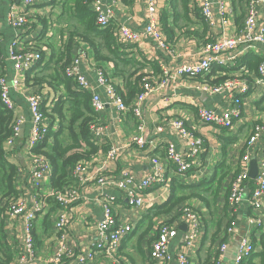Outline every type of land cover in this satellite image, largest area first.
I'll use <instances>...</instances> for the list:
<instances>
[{"label": "crops", "instance_id": "crops-1", "mask_svg": "<svg viewBox=\"0 0 264 264\" xmlns=\"http://www.w3.org/2000/svg\"><path fill=\"white\" fill-rule=\"evenodd\" d=\"M99 1V8L102 11L114 6L115 22L113 23L115 25L124 24L133 30H139L146 23L145 0ZM199 1L161 0L159 2L161 29L167 43L174 49L175 55L171 56L160 52L152 42L143 41L122 51L125 53L123 54L125 59L128 58L130 62H133L130 59H136L137 61L134 62L139 64L137 66L133 62L131 65L126 66V72L131 73L134 71V68H140L139 73H151L152 76H155L153 72L156 70L154 68L150 69L151 65H155L160 71L161 64L172 68L197 56L202 45L207 40L206 35L208 31L200 13ZM9 3V0H0V75H5L7 79H10L14 74L13 63L8 59L9 45L15 35V30L10 27L6 18ZM228 3L231 4L234 10V15L231 17V24L228 29L235 31L242 24L246 4L244 0H228ZM67 4L68 0H36L31 9L30 23L20 34L21 38L18 43V48L20 49L22 47L27 48L28 45L30 46L38 38L43 40L42 52L45 55L42 65L44 66L41 65L38 68L40 71L51 58L52 53L49 46L56 43L62 29L66 27L62 26L63 23L61 22L65 19V16H62V14ZM92 9L95 13V1L92 4ZM42 20L47 21V25L44 37L41 38L43 26L38 21ZM258 24L264 27V8L258 11ZM220 31V28L213 31V37L217 38ZM54 49H57V47L55 46ZM101 50L107 51L104 47ZM234 53H239L237 65L228 76H242L249 80L252 88L242 99V118L238 123L234 124L231 130L197 125V123L193 122L196 109L192 105L193 102L191 100H195L199 106L211 108L216 112L224 110L227 104L225 102L223 104L219 95L197 93L192 90V82L194 80L184 79L177 86L154 93L141 105L140 112L148 127V131L146 132L148 143L143 148L136 147L135 145L128 146L137 125L136 119L130 111L119 116L114 110L104 111L99 114L97 117L105 127V134L98 139L97 143L92 140L94 145L97 146V151L91 156V160L88 163L91 164L93 169L103 166L102 175H114L119 178L123 172H127L137 178H141L151 172L153 166L150 160L155 156L159 159L161 168L169 178L170 189L174 185H185L197 186L200 190H205L208 188L207 182L214 175L215 166L224 161L225 167L218 174L221 177V183L215 203L213 204L214 206L211 207L210 204V207H208L204 202L196 198L187 201L188 207L197 212L204 222H201L203 234L199 247L195 250H189L187 254L191 264H202L207 261H212L213 263L218 259H220L221 264H233L237 252V238L243 235H246L247 246L250 249V255L245 263L264 264V255H262L263 243L261 240V236L264 235V203L257 214L262 223L260 228H255L251 231L247 230L245 222L251 214H249L250 211L246 202H243L235 213V235L227 233L226 229L224 234L222 232L221 235L217 236L218 241L211 244V240L215 239L214 234H218L219 224L221 223L224 226L225 223L223 216L227 212V193L236 164H238L241 156L245 154V140L250 133L253 123H264V81L258 78L255 69L250 68L246 64L251 58L263 61L264 46L255 44L238 49ZM81 55L86 56L87 62H92L96 59V52L87 44H79L74 47L73 59ZM88 64L81 63V68L86 79L95 88V76ZM103 67L107 73L115 74V68L111 63H107ZM117 81L119 90L123 92V95L126 94L127 85L124 80L118 77ZM22 92L23 95H14V101L19 115H22L26 120V125L23 127L22 134L18 138L19 140L15 141L13 149L8 153L6 158L17 169L15 180V190L18 193L17 198H22L30 204L33 196L40 195L46 203V209L36 218L33 228L37 257L34 262L26 264H51L58 249L55 229L52 226V221L58 208L53 209L54 204H56L53 200L50 199L48 201L45 199L46 194L51 190L50 180H41L37 183L30 182L29 180V162L25 154V147L30 116L25 98L34 94H41L43 99L42 107L44 108L47 104L54 103L55 105L59 94L67 96V92L62 89V86L52 89L49 85H44L43 89L37 91L34 87L25 85L24 83L22 84ZM134 100L129 103L133 104ZM60 106H62L64 113L68 107V103L63 102ZM50 116H53L51 111L48 116L46 115V122L49 126H52L50 132L54 134L60 129V118L56 116L53 119ZM174 118L182 119L188 128H195L205 140V149L198 158V166L185 176L174 172V169L167 164L162 150V147L169 142L180 148L181 141L171 130L165 129L162 133L156 131V128L159 126H164V121ZM223 144L224 151H222ZM112 147L121 149L118 150L115 160L107 161L105 154ZM248 155L250 161L252 159L256 160L259 167L264 156V139L259 140L252 150L248 152ZM248 186V190L250 191L253 188V182H249ZM112 193L118 196L112 190H99L94 184L89 183L83 189L84 200L67 207L70 215L69 232L66 240L68 249L74 253H83L90 249L91 244L96 240L95 224L102 220L100 197L101 195L110 196ZM183 195L184 193L181 191L177 197ZM147 196L149 198L156 197V193L149 191L147 192ZM118 197L112 205L113 215L118 223H129L133 228V232L121 245L118 253V262L120 264H154L150 258L152 236L157 223L163 221L175 226L178 231L176 239L170 244L168 249L171 255L169 264H176V253L179 250L178 247L186 228L180 216L181 208L184 207L183 204H176L167 213H164L153 209L163 205L158 201H154V207L137 210L128 208L124 200ZM221 238L222 240L220 241ZM22 244L23 238L20 223L16 224L14 222V224H11L6 209H4L0 214V264H18L19 258L23 255ZM221 245H224L223 250H220ZM68 262L69 260H64L62 264H68ZM105 263L106 261L102 257H98L91 264Z\"/></svg>", "mask_w": 264, "mask_h": 264}, {"label": "built area", "instance_id": "built-area-1", "mask_svg": "<svg viewBox=\"0 0 264 264\" xmlns=\"http://www.w3.org/2000/svg\"><path fill=\"white\" fill-rule=\"evenodd\" d=\"M161 0H145V25L139 30H133L124 24H114L115 17L113 7L100 10V1L95 0L96 25L99 29H105L112 25L114 36L120 51H125L133 45L143 41H150L160 52L174 56V49L167 43L161 29ZM9 7L6 14L7 22L15 30V35L9 45L8 59L13 63L14 74L10 79L0 75V107L12 113L10 125L12 135L4 142L3 150L8 153L13 149L21 127L26 125V120L19 115L14 95H23L22 84L24 74L32 69L40 60L41 46L32 42L28 48H18L21 32L30 23L31 9L36 0H21L18 4L15 0H9ZM246 4L245 15L240 27L231 31L228 27L231 24V17L234 10L228 0H200L199 8L204 24L207 26V40L202 45L197 56L180 65L169 68L161 64V73L158 76H150L142 79L140 92L133 104L124 102L118 84V77L114 73H107L103 63L86 61V56L81 55L71 61L64 69V76L71 79L76 87L90 94V105L93 112L98 116L104 111L114 110L119 116L130 111L136 119L137 125L128 146L135 145L143 148L148 142L146 132L148 127L144 122L140 107L146 99L156 92H162L170 87L177 86L184 79L194 80L192 90L197 93L208 95H219L222 102L227 104L224 110H212L199 106L195 100L193 106L196 109L194 123L206 125L212 128L231 130L234 124L242 118L241 102L250 89V82L242 76H231L217 85L205 83V78L211 73L213 66L221 68H235L239 53L243 49L255 44L264 46V27L258 24V11L264 8V0H244ZM220 28L217 38L213 37V31ZM81 63H89L88 66L95 76V88L86 79ZM217 73L216 76H220ZM256 75L264 81V60L256 69ZM29 112V129L26 141L25 154L28 158L29 180L39 182L51 178L52 169L45 157L32 152L44 139L48 132L49 125L46 122V113H50L54 103L42 107L43 99L41 94H34L25 98ZM218 113V114H217ZM165 129L174 132L181 141V147L177 148L173 143H167L162 147L165 160L176 174L185 176L198 166V158L205 149L204 138L195 130L188 128L182 119L174 118L164 121V126L156 128L158 133ZM92 140L97 143L98 139L105 134V127L99 118L90 127ZM261 139H264V123H253L250 133L245 140V154H243L235 167L227 193V207L231 216L227 233L235 235V213L241 203L246 202L251 215L246 219L245 225L248 231L261 227V219L257 216L264 203V156L258 167L257 174L253 181V188L249 191L250 157L248 152ZM121 148L112 147L106 152V160L116 159L118 150ZM153 168L151 172L141 178H137L127 172L117 178L114 175H102L104 167L93 169L88 162H81L74 166L71 171L72 177L77 185L66 188L63 192L50 190L45 199H51L58 205V210L52 221L55 229L58 249L51 264H62L69 260L68 264H91L98 257H102L105 264H120L118 253L124 240L133 232L129 223H118L113 215L112 205L119 196L124 200L128 208L144 210L154 207V201L163 204L167 201L170 193L169 178L161 168L159 159L152 157L150 160ZM92 183L99 190L109 189L114 191L108 195H101L100 210L102 220L95 224L96 240L91 244L89 250L83 253H74L66 246L69 232L70 215L67 207L84 200L83 189L87 184ZM156 193V197L149 198L147 192ZM118 197V198H119ZM46 203L42 196L32 197L30 204L22 198L7 201V216L10 223H20L23 238L22 256L18 264L32 263L36 260L37 252L34 244L33 228L35 220L46 209ZM181 218L186 228L176 253V264H191L187 257L189 250L199 247L202 237L201 219L197 212L188 206L181 208ZM178 235L177 228L173 225L159 221L153 232L151 242L150 258L154 264H169L171 255L168 252L170 244ZM237 252L233 264H244L250 255L247 246L246 235L237 238ZM224 249L221 245L220 250ZM213 264H221L220 259Z\"/></svg>", "mask_w": 264, "mask_h": 264}, {"label": "trees", "instance_id": "trees-1", "mask_svg": "<svg viewBox=\"0 0 264 264\" xmlns=\"http://www.w3.org/2000/svg\"><path fill=\"white\" fill-rule=\"evenodd\" d=\"M94 1L95 0H68V4L62 14V16H65V19L61 22L63 23L62 26H66L67 28L65 27V29H62L56 43L49 46L52 53L51 58L40 71L38 68L44 62L43 57L45 53L42 52L43 40L38 38L36 44L41 46L40 54L42 58L32 69L24 74L23 83L34 87L37 91L43 89L44 85H49L52 89L62 86V89L67 92V96L59 94L58 100L51 111L53 116L50 117L54 119L56 116H59L58 118H60L59 131L52 134L50 132L52 126H49L48 132L42 142L32 150V152L45 157L49 162L52 169L51 178L49 179L50 187L56 192H63L66 188L77 185L71 174L72 169L78 163L90 161L91 156L97 151V146L94 145L90 132L91 125L97 120V116L90 105V94L80 91L74 82L63 74L64 69L73 59L74 47L79 44H87L96 52L95 62L103 64L111 63L113 65L115 68V76L123 79L127 85L126 94L123 95L121 90L120 94L124 102L128 105H131L129 102H132L139 94L142 79L152 76L151 73H139L140 68H134V71L131 73L126 72V66L131 65L137 60L130 59L133 61L130 62L128 58L125 59L123 57L125 53L120 51V48L117 46L114 37V27L112 25L105 29H99L97 27L96 13H94L92 9ZM38 22L43 26V32L40 36L42 38L46 31L47 21L42 20ZM55 46L57 49H54ZM102 47L107 51H102ZM260 62L259 59L251 58L246 64H248L250 68L256 70ZM134 63L139 66L138 63ZM151 68L156 70L153 72V75H160L161 71H159L155 65H151L150 69ZM234 69L235 68L213 66L211 68V73L205 78V83L212 86L220 84L224 80L230 78L228 74ZM217 73L221 75L216 76ZM63 102L68 103V107L64 113L62 111V106H60ZM46 115L48 116V114ZM12 118V113L4 111L0 107V214L6 209L7 201L16 199L18 195L15 190L17 169L8 162L6 158L7 154L3 150L4 142L12 135L10 129ZM18 138L19 137H17V140H19ZM222 151H224V144L222 145ZM223 162L224 161H221L215 166L214 175L207 182L208 188L200 190L197 186L174 185L170 189L168 200L163 203V205L153 209L167 213L168 210L176 206V204L188 206L187 201L195 198L204 202L208 207H210V204L211 207L214 206L213 204L215 203L221 183V177H219L218 174L220 171L222 172L225 167ZM252 182L253 181L250 180V183ZM181 191L184 195L177 197L178 193ZM47 200L50 201V199ZM53 202L52 204H54ZM54 205L53 209L59 208L57 204ZM226 211L225 216H223L226 224L224 223V226H222L221 223L219 224L218 234H214L215 239L211 240V244L218 241L217 236L219 234L221 235L222 232L224 234L228 228L231 219L228 207ZM200 219L201 222L204 223L201 217ZM221 240L222 238L220 241ZM261 240L263 243L262 255H264V235L261 236ZM202 264L213 263L212 261H207ZM245 264H249V262Z\"/></svg>", "mask_w": 264, "mask_h": 264}, {"label": "water", "instance_id": "water-1", "mask_svg": "<svg viewBox=\"0 0 264 264\" xmlns=\"http://www.w3.org/2000/svg\"><path fill=\"white\" fill-rule=\"evenodd\" d=\"M21 0H15V3H19ZM218 114V113H217ZM23 127L24 125L21 127V130H20V133H19V136H21L22 134V131H23ZM257 170H258V166H257V163H256V160H251L250 161V171H249V178L251 180H253L257 174Z\"/></svg>", "mask_w": 264, "mask_h": 264}, {"label": "bare ground", "instance_id": "bare-ground-1", "mask_svg": "<svg viewBox=\"0 0 264 264\" xmlns=\"http://www.w3.org/2000/svg\"><path fill=\"white\" fill-rule=\"evenodd\" d=\"M229 223V222H228Z\"/></svg>", "mask_w": 264, "mask_h": 264}]
</instances>
